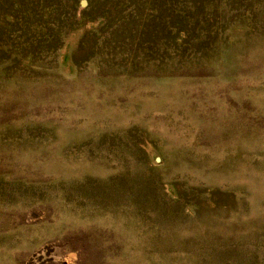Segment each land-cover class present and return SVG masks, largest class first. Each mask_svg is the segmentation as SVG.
<instances>
[{
	"label": "rangeland",
	"instance_id": "374dc122",
	"mask_svg": "<svg viewBox=\"0 0 264 264\" xmlns=\"http://www.w3.org/2000/svg\"><path fill=\"white\" fill-rule=\"evenodd\" d=\"M0 264H264V0H0Z\"/></svg>",
	"mask_w": 264,
	"mask_h": 264
}]
</instances>
